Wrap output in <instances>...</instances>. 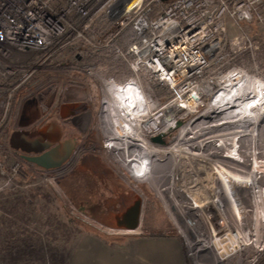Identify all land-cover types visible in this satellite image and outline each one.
<instances>
[{
  "label": "built area",
  "instance_id": "2783aa9c",
  "mask_svg": "<svg viewBox=\"0 0 264 264\" xmlns=\"http://www.w3.org/2000/svg\"><path fill=\"white\" fill-rule=\"evenodd\" d=\"M254 22L264 25V0H0V194L50 178L28 174L9 138L35 97L76 84L88 89L91 143L100 156L137 186L147 184L169 210L184 200L183 190H203L202 198L189 156L218 157L205 159L204 149L187 142H201V134L222 124L220 106L211 105L229 79L264 83L260 45L249 30ZM128 31L133 40L124 43ZM244 52L255 72L235 63ZM157 136L164 142L154 141ZM172 172H181L182 191ZM158 188L166 194L171 188L172 205ZM183 215L186 228L191 215ZM263 250L246 258L248 264Z\"/></svg>",
  "mask_w": 264,
  "mask_h": 264
},
{
  "label": "bare ground",
  "instance_id": "6f19581e",
  "mask_svg": "<svg viewBox=\"0 0 264 264\" xmlns=\"http://www.w3.org/2000/svg\"><path fill=\"white\" fill-rule=\"evenodd\" d=\"M229 80L231 84L226 87L228 89L224 91L222 99H218L211 105L220 106L219 115L222 116V124L212 126L201 134L203 137L201 142L191 139L187 143L204 149L206 152L203 158L205 159L214 155L218 157L214 162L211 160L201 162L198 153H194L189 156V161L197 181L200 182L197 172H207L208 176H211L212 182L217 184L219 194L218 198L214 199V204L217 205L218 212L224 215V221L228 224L229 231L239 248L225 258L220 255L215 244L217 236L210 217L216 216V212L207 213L204 205L200 204L194 194L183 190L181 172H172L177 183L175 186L179 187V190H183L182 196L184 197V200L179 198L181 202L174 203L176 214L171 210V199L167 195L171 194L172 187L169 188L167 194L163 189H157L159 195L171 204H169L170 211L172 216L175 215L176 222H179L185 230L187 229L185 231L187 235L193 236L190 239V248H192L198 264H205L202 257L206 255H211L214 264H231L232 259L236 258L242 247L247 251H258L264 247V162L259 160L264 156V150H262L264 149V83L260 80L247 82L236 76ZM19 115H21V111ZM21 127L23 126L21 125ZM242 144L249 149L246 150L247 152L240 149ZM176 149L175 151L179 154L181 149L178 145ZM238 150L247 155L248 159L238 160L240 157ZM181 158H176L175 163L179 164ZM226 159L243 160L241 165L244 168L236 167L237 169L233 171L229 170L225 166L231 168L233 166L224 165L223 162ZM123 173L125 174V172L121 173L123 177L141 194L139 196L134 192L132 197L143 199L142 196H145L142 191ZM163 174L166 176V172ZM50 177L55 179L54 175L53 178ZM171 186H173L172 183ZM179 196H181L180 191ZM185 205L187 206L185 207ZM186 212L191 215V225H187L185 222L188 226L185 228L184 221L179 219ZM198 225H201V231L197 229ZM225 259L229 261L225 262ZM236 261V264L251 263V260L242 257L236 258Z\"/></svg>",
  "mask_w": 264,
  "mask_h": 264
},
{
  "label": "crops",
  "instance_id": "0c3cea01",
  "mask_svg": "<svg viewBox=\"0 0 264 264\" xmlns=\"http://www.w3.org/2000/svg\"><path fill=\"white\" fill-rule=\"evenodd\" d=\"M88 95V89L76 84L64 86L61 91L50 92L49 90L45 95L35 97L36 102L27 105V109L20 117L25 119V122L31 118L36 120L52 112L58 104L62 105L65 109L63 117L76 122L88 144V141L92 139L93 125L91 110H87ZM24 128L26 127L18 124L17 129ZM86 150L82 149L80 154H85ZM95 153L99 154L98 151ZM22 225L26 232L23 227H19V223L16 225L12 223L9 228L7 224L0 222V243L3 249L0 253V264H188L183 241L176 236L142 235L139 231L126 234L136 235L133 238L122 237L110 240L96 233L81 232L76 235L71 234L68 238L62 237L59 233L55 238L53 237L54 241L58 238L59 245L52 241L53 238L47 233L50 227L47 217L31 219L30 222L22 223ZM94 227L108 235L116 234L105 231L107 230L105 226H103L104 229L97 225ZM28 231H36L41 236L40 239L44 245L42 250L47 257L45 262L28 263L25 260L31 253L29 246H36L34 241L31 242L27 238ZM9 240L11 248H9ZM56 245L64 247L63 263L49 259L50 251H52L50 248L53 249Z\"/></svg>",
  "mask_w": 264,
  "mask_h": 264
},
{
  "label": "rangeland",
  "instance_id": "374dc122",
  "mask_svg": "<svg viewBox=\"0 0 264 264\" xmlns=\"http://www.w3.org/2000/svg\"><path fill=\"white\" fill-rule=\"evenodd\" d=\"M249 30H250V33L253 35L254 39L257 36H262V35L264 36V25H260L254 22L249 26ZM260 69L264 73V69L261 67ZM99 99L100 98L97 97L95 100V103L99 102ZM93 145L94 144L89 143V142L87 144V148H86L87 152L85 154H88L87 156L89 157L93 156L94 155L93 153L98 151L97 149L94 148L95 145L94 146ZM240 149L244 150V152H247L246 150H249L243 144L240 146ZM240 151H239L240 157L238 158V160H241V158L248 159L247 155L243 154ZM259 160L261 162H264V156L262 157V159L260 158ZM242 161H235V160L231 161V160L226 159L225 162L223 163H225L224 165L227 164L229 166H233L232 168L225 166L227 169L233 171L234 169H237L236 167L241 168V169L244 168L241 165ZM99 164L101 165V163ZM108 173H111V174H109L108 176L107 175ZM121 173L122 172H119V175L123 177ZM240 173H244V172H240ZM100 174L103 176L102 179H105V178L107 179V177H109L108 179L110 181V184L112 185L111 188L116 186L114 182L124 184L126 188L129 187V185H127L125 182L122 181L121 177L118 174H116V172H100ZM198 174H199L198 179L200 180L199 183L205 189V191L203 193L202 198H200V194L203 190L202 191L196 190L194 192V195L197 196V200L200 202V204L204 205V209L206 210L207 213L216 212V215H222L221 213L218 212V208L216 204H215L216 206L215 209L212 207L213 206L212 204H210V206L206 208L208 206L209 201H212L213 203H215L214 199L218 198L219 192H218L217 184L212 182L211 176H208L209 174L207 172H198ZM67 177L68 175L64 176L63 178L54 179L52 176L53 179H51L50 177L48 180L42 182V184H44V186H47L49 188V191L51 192L50 194L51 202L50 203L48 202L45 203L44 201L39 202L40 204L38 208L39 217H46L47 215L59 217L62 222H65L68 225L69 235L71 234L76 235L81 232L96 233L100 237L110 239V240L111 239L116 240L122 237L133 238L136 236V235H126V234L124 235V233H116L114 235H108V234H103L102 233L103 231L96 229L94 225H97L102 228L103 226L101 225L100 222L91 220L88 215H84L83 213L80 212V210H78V206L74 198L75 196L74 192L64 185V183H66L65 179ZM132 187H129V188L132 190ZM138 188L141 189V191L145 193L144 215H143V220H142V229L140 230V233L142 235L176 236L182 239L184 247H185V251L187 254L188 264H198L196 258L193 255L192 248L191 249L189 248L191 247L189 244H190V239H192L191 238L192 235L186 234L184 227L182 228L179 222H176L174 220L173 216L171 215V211L163 205V203L161 202L160 198L157 196L155 191L151 190V188L147 184H141V186L138 185ZM220 194L222 196V193ZM210 208L212 210H209ZM207 209L209 211H207ZM210 217H211V221H213V224L216 228L215 232L217 231V234H218V235L216 234L217 238L215 239L217 250L220 253V255L225 258L232 252L236 251L239 248V246L236 240L233 238L232 233L229 231V228L227 226L228 224H225L226 222L224 223L219 216L216 217L215 219H212V217H215V216H210ZM222 217L224 220V215H222ZM226 233H227V236H226L227 238L222 239V235ZM218 236L221 238H219ZM240 255L243 258H247V257L252 258L255 255V251L243 250L242 253H240ZM262 255H264V250L260 251V255H259L260 257L258 261L261 259ZM210 256L211 255H206L202 257V260H204L205 264H214ZM228 261H229L228 259H225V262H228ZM258 261L255 264H257ZM231 264H236V258L232 259ZM261 264H264V261L261 262Z\"/></svg>",
  "mask_w": 264,
  "mask_h": 264
},
{
  "label": "flooded vegetation",
  "instance_id": "af4514ba",
  "mask_svg": "<svg viewBox=\"0 0 264 264\" xmlns=\"http://www.w3.org/2000/svg\"><path fill=\"white\" fill-rule=\"evenodd\" d=\"M55 108L52 112L45 114L39 119L36 118V120L31 118V120L29 119L25 122V119H21L19 124L26 127L22 130L27 132L30 139H33L42 126L51 121H57L63 129L62 140H66L67 138H74L76 140V147L73 154L61 168L45 170L24 160L21 157L23 154L21 150L13 149V155L21 162L25 171L28 174L31 172H48L50 176L54 175L55 178H63L68 175L64 185L74 192L78 210L84 215H88L93 221H114L111 215H115L127 207L132 209L136 207L138 198L131 196L130 193L132 190L129 187H132V185L124 177L119 175L121 171L111 165L107 158L97 153H93L94 157H89L87 156L88 154H80L82 149L87 148L85 136L79 131L74 120H68L63 117L65 115V109L62 105L58 104ZM88 142L91 143L90 141ZM100 172H116L129 187L126 188L124 184L114 182L117 187L114 186L111 188L112 185L108 179L109 177L102 179L103 176ZM109 174L111 173L107 175L109 176ZM134 192L141 196L137 190H134ZM129 198L131 200L130 202ZM142 198L144 200L145 197L142 196ZM129 203L130 205H127Z\"/></svg>",
  "mask_w": 264,
  "mask_h": 264
},
{
  "label": "trees",
  "instance_id": "16d2710c",
  "mask_svg": "<svg viewBox=\"0 0 264 264\" xmlns=\"http://www.w3.org/2000/svg\"><path fill=\"white\" fill-rule=\"evenodd\" d=\"M125 41L124 43H128L132 41L130 38V31L125 33ZM133 38V37H132ZM255 40H257L260 44L259 49L257 50L256 59L258 65L264 69V36H257L255 37ZM124 46H126L124 44ZM92 60L99 61V57L92 56ZM236 64L243 66L244 68L248 69L250 72H255V67L252 62V59L250 57V54L248 52H244L236 59ZM38 178H34L33 182H37ZM51 192L49 191V188L47 186H44V184H36L30 188L27 189H18V190H8L4 193L0 194V222H3V224H7L8 227H11V224L14 223L15 225L19 223V227H23V229L26 232V229L22 225V223H28L31 221V219H40L41 217L38 216V208H39V202L44 201L45 203L51 202ZM50 221V227L47 231L48 234L53 238H55L59 233H61L62 237L69 236L68 231V225L65 222H62L61 219L57 216H46ZM21 224V225H20ZM29 234H27V238L29 241H34L35 245L29 246L31 253L30 256L25 259L28 261V263L33 262H39V261H46V256L43 253V242L41 236L36 233V231H28ZM103 233V232H102ZM106 234V233H103ZM107 237V236H106ZM54 238L52 241H54ZM56 243H59L58 238ZM6 245V244H4ZM33 247V248H32ZM54 247V246H53ZM5 248V247H4ZM8 248V246H6ZM9 248L10 247V240H9ZM47 249H49L47 247ZM3 249H1V243H0V253ZM51 254L49 256V259L52 258L53 261H58L59 263L64 262L63 257V250L64 247L61 245L60 247L58 245L55 246V248H50ZM11 257L9 258V260ZM264 261V255H262L261 259L258 261L257 264H261V262Z\"/></svg>",
  "mask_w": 264,
  "mask_h": 264
},
{
  "label": "water",
  "instance_id": "95a60500",
  "mask_svg": "<svg viewBox=\"0 0 264 264\" xmlns=\"http://www.w3.org/2000/svg\"><path fill=\"white\" fill-rule=\"evenodd\" d=\"M63 129L57 121H51L38 130L35 138L30 139L26 131L16 129L9 138L10 147L21 150V157L31 164L45 170L59 169L72 156L76 147L74 138L62 140ZM154 141L164 142L161 136L153 138ZM22 141V142H20ZM132 187L131 196L134 194ZM144 200L137 199L136 207L122 209L119 213L111 215L114 221L100 222L109 233H138L142 227ZM110 217V216H109Z\"/></svg>",
  "mask_w": 264,
  "mask_h": 264
}]
</instances>
